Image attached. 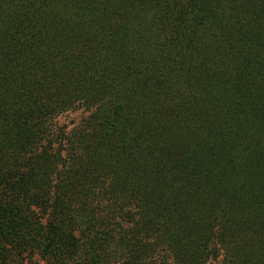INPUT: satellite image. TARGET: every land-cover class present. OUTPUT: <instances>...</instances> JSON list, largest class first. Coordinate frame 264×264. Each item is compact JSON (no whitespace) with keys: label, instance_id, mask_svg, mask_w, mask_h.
<instances>
[{"label":"trees","instance_id":"obj_1","mask_svg":"<svg viewBox=\"0 0 264 264\" xmlns=\"http://www.w3.org/2000/svg\"><path fill=\"white\" fill-rule=\"evenodd\" d=\"M214 259L264 264V0H0V264Z\"/></svg>","mask_w":264,"mask_h":264},{"label":"rangeland","instance_id":"obj_2","mask_svg":"<svg viewBox=\"0 0 264 264\" xmlns=\"http://www.w3.org/2000/svg\"><path fill=\"white\" fill-rule=\"evenodd\" d=\"M85 115L83 110H70L67 112L62 113L58 118L57 121L59 124L67 127V129L75 126L81 118ZM39 264H45L43 260H39ZM208 264H221L220 259H214L209 261Z\"/></svg>","mask_w":264,"mask_h":264}]
</instances>
